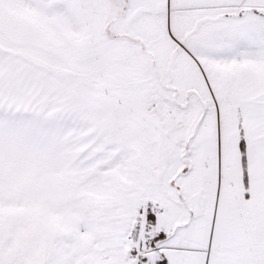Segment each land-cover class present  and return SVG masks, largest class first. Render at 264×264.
Listing matches in <instances>:
<instances>
[{
    "label": "snow or ice",
    "instance_id": "6c2138e0",
    "mask_svg": "<svg viewBox=\"0 0 264 264\" xmlns=\"http://www.w3.org/2000/svg\"><path fill=\"white\" fill-rule=\"evenodd\" d=\"M0 264H264V0H0Z\"/></svg>",
    "mask_w": 264,
    "mask_h": 264
}]
</instances>
